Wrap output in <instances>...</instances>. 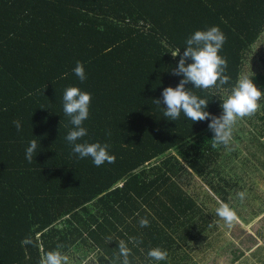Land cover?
<instances>
[{
    "label": "trees",
    "instance_id": "obj_1",
    "mask_svg": "<svg viewBox=\"0 0 264 264\" xmlns=\"http://www.w3.org/2000/svg\"><path fill=\"white\" fill-rule=\"evenodd\" d=\"M211 26L226 36L219 54L230 81L185 87L220 116L264 30V0H0V264H39L58 245L62 253L85 247L94 254L90 264H114L118 240L131 248L130 264L189 263L185 247L216 216L184 190L183 178L203 177L228 202L233 179L215 169L228 146L211 147V118H165L162 92L183 79L173 74L180 56L169 51L180 48L182 55L186 40ZM77 61L83 82L73 71ZM252 80L264 93V60ZM70 86L91 93L87 135L76 143L109 144L114 163L97 167L65 139L73 129L63 112ZM259 103L238 123L264 147V99ZM33 139L38 149L29 163ZM141 218L149 226L141 227ZM25 237L33 243L22 246ZM156 247L167 251L165 261L148 257Z\"/></svg>",
    "mask_w": 264,
    "mask_h": 264
},
{
    "label": "clouds",
    "instance_id": "obj_2",
    "mask_svg": "<svg viewBox=\"0 0 264 264\" xmlns=\"http://www.w3.org/2000/svg\"><path fill=\"white\" fill-rule=\"evenodd\" d=\"M226 42V36L219 26H211L206 30H197L186 40L185 51L180 55V48L172 49L169 52L173 58L180 56L178 67L173 70V74L183 79L173 88L171 86L164 88L162 92L164 108L163 116L171 121H176L181 113L194 122L210 119L209 129L214 133L211 139V147L218 148L221 145L229 146L234 126L239 120L254 115L260 108V101L264 99L262 93L253 83L252 75L246 71L242 72L235 85L230 89L229 94L221 101L222 114L220 116H211L206 111L209 101L199 98L193 91V88L186 89L185 85L191 83L195 89H211L226 85L230 81V76L225 72L228 68L226 57L221 56L223 45ZM191 58L192 63L186 65V60ZM74 74L81 82L85 81L86 74L84 64L77 61ZM67 74H65L66 76ZM63 112L70 117V123L73 129L70 130L65 139L73 145V152L78 154L79 158L84 159L91 157L95 166L99 167L105 162L111 164L115 162V156L110 154L108 149L110 145L100 142L94 143H76V141L87 135V129L83 127V122L89 117V105L91 103V93L81 91L77 86L66 88L63 94ZM155 102L161 105V101L156 99ZM43 109V108H42ZM13 125L17 131L22 129L19 120H14ZM38 149L37 140L30 141L26 148L25 158L31 163L34 153ZM247 193L241 191L237 196L241 201L246 197ZM218 207L215 214L225 222L227 229H231L235 224L241 221L236 211L224 201L216 198ZM141 227L149 226L147 218H141L139 221ZM228 233H226L227 235ZM109 241H112L109 238ZM118 254L114 264H130L129 257L131 248L124 240H118ZM136 244L138 241L130 240ZM31 237H25L21 241L22 246L32 244ZM61 246L58 245L55 250L45 252L39 264H69V257L60 251ZM151 261L160 262L167 259V251L160 247L152 248L147 253Z\"/></svg>",
    "mask_w": 264,
    "mask_h": 264
},
{
    "label": "rangeland",
    "instance_id": "obj_3",
    "mask_svg": "<svg viewBox=\"0 0 264 264\" xmlns=\"http://www.w3.org/2000/svg\"><path fill=\"white\" fill-rule=\"evenodd\" d=\"M247 55L243 72L260 71L264 60V30ZM234 127L229 146L215 163L216 170L228 173L233 179L231 199L227 202L214 194L208 181L198 175L186 176L182 185L186 192L199 198L195 197L196 201L206 202L214 209L218 207L216 198L228 203L241 223L227 229L225 222L215 214L210 230L203 232L189 249L185 247L188 258L183 261L189 262L187 264H264V147L256 140L251 141L248 133H243L241 123L237 122ZM260 138L264 142V132ZM241 191L247 193L243 201L237 196ZM85 250V247L75 252L70 249L71 253L64 254L69 257V264H90L94 254Z\"/></svg>",
    "mask_w": 264,
    "mask_h": 264
}]
</instances>
